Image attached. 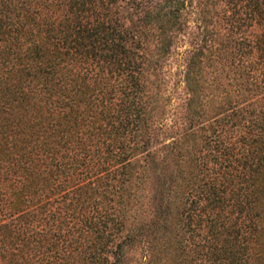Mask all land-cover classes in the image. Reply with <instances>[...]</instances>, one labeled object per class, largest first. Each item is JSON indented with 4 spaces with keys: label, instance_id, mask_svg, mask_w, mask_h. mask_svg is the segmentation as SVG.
Instances as JSON below:
<instances>
[{
    "label": "trees",
    "instance_id": "1",
    "mask_svg": "<svg viewBox=\"0 0 264 264\" xmlns=\"http://www.w3.org/2000/svg\"><path fill=\"white\" fill-rule=\"evenodd\" d=\"M0 264H264V0H0Z\"/></svg>",
    "mask_w": 264,
    "mask_h": 264
}]
</instances>
